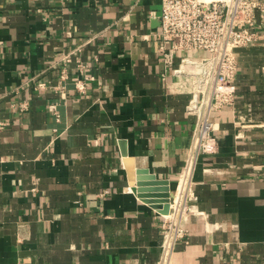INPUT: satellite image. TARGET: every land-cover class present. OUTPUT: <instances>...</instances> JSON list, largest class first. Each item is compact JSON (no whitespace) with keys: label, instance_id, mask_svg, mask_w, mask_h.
Returning a JSON list of instances; mask_svg holds the SVG:
<instances>
[{"label":"crops","instance_id":"1","mask_svg":"<svg viewBox=\"0 0 264 264\" xmlns=\"http://www.w3.org/2000/svg\"><path fill=\"white\" fill-rule=\"evenodd\" d=\"M161 6L0 0V264H158L166 186L151 203L133 188L145 171L175 194L196 121L189 80L163 76ZM80 47L94 80L72 66L66 90L38 87ZM237 56L236 101L213 116L219 152L199 161L171 264H264V44Z\"/></svg>","mask_w":264,"mask_h":264},{"label":"built area","instance_id":"2","mask_svg":"<svg viewBox=\"0 0 264 264\" xmlns=\"http://www.w3.org/2000/svg\"><path fill=\"white\" fill-rule=\"evenodd\" d=\"M159 18L161 25L155 36L163 76L189 80L191 98L187 110L196 117L169 212L162 214L164 236L158 264H171L176 244L188 235L189 202L194 198L193 182L199 161L204 155L219 152L213 116L236 101L237 51L259 42L264 44V0H162ZM81 50L82 47L61 56L59 84L39 83L38 87L66 90L72 66L85 76V81L94 80L86 75L90 63L82 58ZM191 51H203L206 55L200 58L185 55ZM85 81L75 82L79 91L85 90ZM49 110L58 116L56 104H50Z\"/></svg>","mask_w":264,"mask_h":264},{"label":"water","instance_id":"3","mask_svg":"<svg viewBox=\"0 0 264 264\" xmlns=\"http://www.w3.org/2000/svg\"><path fill=\"white\" fill-rule=\"evenodd\" d=\"M148 180H154L151 181L152 183H147L146 181ZM156 184L158 185H164V189L166 193L163 195L164 199L162 200L164 202V206L161 210L163 214H167L169 212V205H170V199H171V188H170V181L168 180H157L154 178L152 175H148L145 173V171H139L138 172V177H137V182L136 186L133 188L134 192L139 195V197L143 198L145 202H153L152 200L148 199L151 194L149 192H152L153 190H156L155 186Z\"/></svg>","mask_w":264,"mask_h":264}]
</instances>
